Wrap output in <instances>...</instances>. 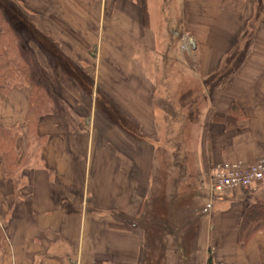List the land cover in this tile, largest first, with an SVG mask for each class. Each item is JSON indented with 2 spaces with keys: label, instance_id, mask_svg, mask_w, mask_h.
<instances>
[{
  "label": "crops",
  "instance_id": "0c3cea01",
  "mask_svg": "<svg viewBox=\"0 0 264 264\" xmlns=\"http://www.w3.org/2000/svg\"><path fill=\"white\" fill-rule=\"evenodd\" d=\"M170 3L0 0L60 102L40 118V141L26 127L31 88L0 92L1 126L19 129V153L33 154L17 189L0 155V264H141L150 223L180 245L190 221L197 247L183 259L207 264L212 246L218 264H264V230L240 237L264 182L183 206L192 178L206 184L218 164H253L264 152V0H176L168 14ZM234 105L236 124L213 118ZM194 117L196 157L156 170L168 126L187 134Z\"/></svg>",
  "mask_w": 264,
  "mask_h": 264
},
{
  "label": "trees",
  "instance_id": "16d2710c",
  "mask_svg": "<svg viewBox=\"0 0 264 264\" xmlns=\"http://www.w3.org/2000/svg\"><path fill=\"white\" fill-rule=\"evenodd\" d=\"M13 86L31 88L26 127L28 135L40 140L37 136L40 118L44 114L57 112L60 109V102L48 78L38 75L32 51L24 44L19 32L0 9V92L5 94ZM233 107L227 116L215 115L213 118L228 125L236 124L237 117L233 113L235 105ZM20 137L19 129H7L0 123V155L4 158L5 174L14 179L16 189L20 183L19 171L29 163V158L33 155L30 152L23 155L19 153ZM260 230H264V203L256 201L245 208L240 237L248 239ZM207 264H218L214 261L211 248Z\"/></svg>",
  "mask_w": 264,
  "mask_h": 264
},
{
  "label": "rangeland",
  "instance_id": "374dc122",
  "mask_svg": "<svg viewBox=\"0 0 264 264\" xmlns=\"http://www.w3.org/2000/svg\"><path fill=\"white\" fill-rule=\"evenodd\" d=\"M172 3H170V7L169 9H165L164 12L168 14L171 13V11L174 8V3L176 2V0H168ZM177 7L175 6V10L172 13H177ZM160 12V11H159ZM161 13V12H160ZM171 21L170 24L172 25L173 20L170 17ZM174 28L171 29H176V26L173 24L172 25ZM179 41V40H178ZM175 92H177V90H175ZM163 103V105H165L168 109H169V113L172 116H177L180 113V109H182V107H185L186 110H190L192 107H188L189 103H192L190 101H186L183 100L181 102V106L179 105L180 109H178V105L174 104V103H169V102H161ZM177 107H176V106ZM188 107V108H187ZM177 118V117H175ZM196 119H198L197 117H194L193 120H190V124H191V132H188L187 134H182L179 131L180 126L176 123L173 122L168 126V129H171V132H167L166 134H163V140L162 143L165 142V140L167 139L168 142L170 143L169 147H171L169 149L165 148V147H161L158 149V171H160L163 168H168L169 165L166 162H170L173 161L175 163L180 164L181 166L186 165L187 163L185 162V158L188 157V153H190L191 155L194 154V156L196 157V150H195V143H196V133L193 132V130L196 129L197 127V121ZM177 120V119H175ZM171 121V119H170ZM187 125V124H186ZM176 127H179L178 129ZM170 133V134H169ZM185 135V142L182 141V136ZM172 143H174L172 145ZM185 146V147H183ZM168 154V155H166ZM169 156V158L166 160V158ZM194 157V158H195ZM181 168V167H180ZM191 176H195V178H198V176L196 174H194L193 172H191ZM212 174V173H211ZM211 174L208 173L207 176V183L203 184V182H200L198 180H195L192 178V189H185L186 192V196L183 199V206L184 209H194V210H198L199 207L205 205L206 203H209V201H211V195L210 194V185H211ZM163 179V177H162ZM185 184V182H184ZM209 184V185H208ZM199 185L200 186V191H197V189H195V187ZM180 186V185H179ZM181 188V187H179ZM206 192V196H203V193ZM157 193V190L156 192ZM218 194V193H216ZM218 197H220L218 195ZM181 201V197L179 198V200L176 201L175 205L180 203ZM215 201V199H214ZM158 203V201L154 202V205H156ZM181 206V204L179 205V207ZM178 207V206H176ZM178 207V209H179ZM155 209V208H154ZM153 210V209H152ZM185 211V218L186 216H189ZM151 214L154 217V220L158 219V214L157 213H153L151 212ZM194 216L198 215V212H193ZM176 216L177 214H171ZM158 221V220H157ZM186 221V220H185ZM173 223V222H172ZM181 223V221H180ZM155 224V225H154ZM161 222H157V223H150V226L152 229H150L148 231L149 236H147L148 240H147V244L145 245L144 248V254H143V260L141 262V264H193V262L188 259H183V257H186L192 250V248H194V250L196 249V245H192L190 242H192L194 240V233L195 230L193 229L192 226V222L190 221L189 223L186 222L187 227H184L182 230H178V236H179V244H177V239H176V244L175 242L172 244L168 241L171 240V237H165L164 236V231L163 229H161L160 227ZM169 225V224H168ZM171 225V224H170ZM190 227V228H189ZM166 232V230H165ZM229 234V233H228ZM175 244V245H174ZM182 247V248H181ZM183 249V250H182ZM211 249H213V247L211 246Z\"/></svg>",
  "mask_w": 264,
  "mask_h": 264
},
{
  "label": "built area",
  "instance_id": "2783aa9c",
  "mask_svg": "<svg viewBox=\"0 0 264 264\" xmlns=\"http://www.w3.org/2000/svg\"><path fill=\"white\" fill-rule=\"evenodd\" d=\"M186 48L195 47V40L186 37ZM264 181V152L257 162L246 164L242 160L227 161L217 165L212 176V189L222 192L234 188H248L252 184Z\"/></svg>",
  "mask_w": 264,
  "mask_h": 264
}]
</instances>
